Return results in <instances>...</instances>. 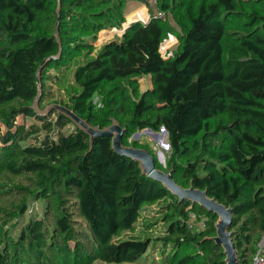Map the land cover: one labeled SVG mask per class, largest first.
Masks as SVG:
<instances>
[{"label":"trees","instance_id":"16d2710c","mask_svg":"<svg viewBox=\"0 0 264 264\" xmlns=\"http://www.w3.org/2000/svg\"><path fill=\"white\" fill-rule=\"evenodd\" d=\"M128 1L150 19L98 47L103 30L123 27ZM153 1L0 0V264L139 263L157 244L160 264H227L215 213L180 201L110 138L91 146L65 114L33 109L41 65V110L63 83L55 102L93 126L117 120L124 144L232 209L239 264H251L264 236V0ZM169 34L178 46L163 56ZM146 128L168 132L165 168L130 141ZM38 201L41 215L19 226ZM155 205L157 215H144ZM192 211L205 228L189 226ZM160 222L157 237H124Z\"/></svg>","mask_w":264,"mask_h":264},{"label":"water","instance_id":"95a60500","mask_svg":"<svg viewBox=\"0 0 264 264\" xmlns=\"http://www.w3.org/2000/svg\"><path fill=\"white\" fill-rule=\"evenodd\" d=\"M137 21V20H135ZM148 21V20H147ZM144 21V22H147ZM124 25L122 33H124L129 24ZM57 35H59V27H57ZM44 65H41L38 70V96L35 99L33 109L41 114H48L52 111H56L58 114H65L68 116L76 127L84 131L90 137L91 146L94 145V141L100 137L110 138L112 140L113 149L122 156L129 157L137 162L144 175L160 182L166 187L174 196L178 197L180 201L188 200L194 204L206 208L209 212H213L218 216L216 223L217 235L213 240L217 245L222 246L226 255L227 264H239L238 252L233 240V232L231 231L233 223V212L230 207L220 203L216 198L211 197L206 189H200L191 183L189 187L180 185L173 176V170L166 171L156 166L155 157L146 148L136 147L135 145L124 144V135L126 128H124L117 120L106 127L93 126L87 119L79 116L74 109L69 106L54 102L47 106L45 110L40 109V99L42 97V80L41 72ZM146 131L153 134L157 139L160 137V133L153 131L150 128H146ZM140 132H136V136H139Z\"/></svg>","mask_w":264,"mask_h":264},{"label":"rangeland","instance_id":"374dc122","mask_svg":"<svg viewBox=\"0 0 264 264\" xmlns=\"http://www.w3.org/2000/svg\"><path fill=\"white\" fill-rule=\"evenodd\" d=\"M150 2L153 4L154 1L150 0ZM126 22L123 24V27L126 23H128V21L132 22V21H147L150 19V12L149 9L146 5L140 3V2H136V1H128L127 6H126ZM168 19L170 21V24L176 29L178 30V26L175 22V20L173 19L172 15L169 14L168 15ZM123 27L121 29L117 28V27H113L111 29H106L103 30L100 34H99V38L96 41V44L98 47H100L104 42L114 39V38H120L123 33ZM116 29V30H115ZM108 32V33H107ZM163 47L166 49H169L170 52L174 53L177 46H178V40L176 38L175 35L173 34H169V36L164 40V42L162 43ZM53 75H56L55 72H52ZM72 74L69 73V75L67 76V80L70 81ZM149 79L145 78L142 80V89L144 87H146L149 84ZM65 84L61 83L60 85L57 84H53L52 87V91H53V96H54V100H50L49 104L54 103L55 99L61 100V99H65ZM101 99V95L98 93L94 96V101L95 102H100ZM19 121L22 122L23 118L20 117ZM27 124H31L34 122L33 119H27L26 120ZM0 130H3V127L0 128ZM140 132L139 136H136V133L130 138V141H137L138 145H149L151 148H153L158 156L159 162L160 164L165 168L166 167V159L167 156L169 155L171 148L169 144V141L163 143V142H159L156 137L151 134L150 132L146 131V130H142V131H138ZM162 132V131H161ZM160 133V132H159ZM161 134V133H160ZM166 135V134H165ZM160 205H155V206H151L148 207L146 209V211L144 212V215L150 214V215H157V208H159ZM43 208H44V204L43 202H34L31 207L30 210L27 213V216L20 221V225H22L23 222L28 221L29 217L32 214H37V215H41V213L43 212ZM140 227H138L137 231L135 233L132 232H128L124 235V237L127 236H131V235H136V236H151V237H157L159 236V234H161L163 230H165V224H163L162 222L158 223V225L154 228V230H145L143 228V225L140 223L139 224ZM160 245L157 244L153 247V249L149 252L148 257L146 258V260H141L142 262L139 263H130V262H123V263H108L102 260H97L95 261L93 264H160L161 262V251H160Z\"/></svg>","mask_w":264,"mask_h":264},{"label":"built area","instance_id":"2783aa9c","mask_svg":"<svg viewBox=\"0 0 264 264\" xmlns=\"http://www.w3.org/2000/svg\"><path fill=\"white\" fill-rule=\"evenodd\" d=\"M160 51L163 56H170L173 54L172 52L169 51V49L164 48L163 44H161ZM161 131H160L161 133L160 136L162 134L165 136L166 138L165 141H162L163 143H165L169 140L168 132L165 128H163ZM169 145L170 144H168V146ZM188 224L193 229H197V230L202 229V228H205L206 226V218L200 217L196 212L192 211L189 214ZM251 264H264V236L257 243V248L253 256Z\"/></svg>","mask_w":264,"mask_h":264},{"label":"bare ground","instance_id":"6f19581e","mask_svg":"<svg viewBox=\"0 0 264 264\" xmlns=\"http://www.w3.org/2000/svg\"><path fill=\"white\" fill-rule=\"evenodd\" d=\"M127 24V23H126ZM157 139V138H156ZM165 136L162 134L160 137H159V139H158V141L159 142H162V141H165Z\"/></svg>","mask_w":264,"mask_h":264},{"label":"crops","instance_id":"0c3cea01","mask_svg":"<svg viewBox=\"0 0 264 264\" xmlns=\"http://www.w3.org/2000/svg\"><path fill=\"white\" fill-rule=\"evenodd\" d=\"M151 86V82H149V84L146 86V87H144L143 89H145V88H147V87H150ZM158 140V139H157Z\"/></svg>","mask_w":264,"mask_h":264}]
</instances>
